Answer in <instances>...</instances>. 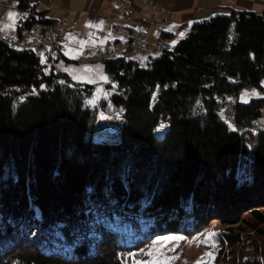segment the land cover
I'll use <instances>...</instances> for the list:
<instances>
[{
  "label": "trees",
  "instance_id": "1",
  "mask_svg": "<svg viewBox=\"0 0 264 264\" xmlns=\"http://www.w3.org/2000/svg\"><path fill=\"white\" fill-rule=\"evenodd\" d=\"M14 1L28 24L48 21ZM135 56L101 63L97 95L0 41V264H124L211 221L231 261L264 264V99L238 102L264 78V12L195 23L145 66ZM106 112L123 124L96 139Z\"/></svg>",
  "mask_w": 264,
  "mask_h": 264
},
{
  "label": "crops",
  "instance_id": "2",
  "mask_svg": "<svg viewBox=\"0 0 264 264\" xmlns=\"http://www.w3.org/2000/svg\"><path fill=\"white\" fill-rule=\"evenodd\" d=\"M43 18L52 21L66 19L68 30L64 55L55 63L63 62L70 79L78 83L92 82L101 75L102 65L94 61L98 50L123 42L127 44L140 34H145L153 44L162 36L169 48L184 38L195 23L209 20L217 15L227 16L233 11L264 12V0H151L152 4L168 10V21L160 33L150 25L153 10L140 0H27ZM14 13L9 20L8 13ZM14 0H0V31L9 33L16 29L22 16ZM102 22V23H101ZM99 25V27H97ZM183 33V36H181ZM122 54L130 55L125 47ZM84 63L78 64L76 60ZM73 69L80 76L74 77ZM76 80V81H75ZM260 99H264V78L257 86Z\"/></svg>",
  "mask_w": 264,
  "mask_h": 264
},
{
  "label": "rangeland",
  "instance_id": "3",
  "mask_svg": "<svg viewBox=\"0 0 264 264\" xmlns=\"http://www.w3.org/2000/svg\"><path fill=\"white\" fill-rule=\"evenodd\" d=\"M134 58H136V61L139 63L140 66H145L147 61L145 55L138 54ZM41 61L43 63H47V66L50 67L51 64L47 61V58L41 57ZM53 66L55 67V70L61 71L63 73H65L64 71H67L69 69L63 62H59L58 64L53 63ZM72 74L74 75V77L80 76L78 69H73ZM108 81V77L102 69L101 75H97L92 82L87 83L95 85L96 94L100 95L103 92V85ZM257 92L258 91L252 85H246L245 87H243L238 94V102L241 107L246 108V105H248L251 99H260ZM103 114H99L98 116ZM114 114H117V119H120V117L123 119L122 114ZM121 123L119 122V127ZM161 125L154 131L155 137L158 139L164 136L167 128V125H163V127H161ZM119 129L120 128L116 129L114 133L117 134ZM105 133L107 135H115L109 134L107 132ZM104 136L106 135L98 134L95 137L94 134V138L96 139ZM116 136L117 135H115V137ZM189 216L190 221L191 214H189ZM142 221V218H139L138 222L142 223ZM179 221L180 228L182 229L185 226V223H183L185 222L184 216ZM116 224L117 222L112 221L113 226H115ZM224 227H226V225L221 224L218 221H211L205 228L201 229L198 233L192 236H186L181 233H167L164 235H160L153 241H151L149 244H147L145 247L132 254L124 262V264H198V262L199 264H236L239 259L235 258L236 262H234V260L231 261L232 257L226 254V246L222 248V245L217 240L219 238V231ZM29 236L28 234H23L22 237L23 239H28ZM256 244L259 246V239L258 241H256ZM207 253H210L211 255H206Z\"/></svg>",
  "mask_w": 264,
  "mask_h": 264
},
{
  "label": "built area",
  "instance_id": "4",
  "mask_svg": "<svg viewBox=\"0 0 264 264\" xmlns=\"http://www.w3.org/2000/svg\"><path fill=\"white\" fill-rule=\"evenodd\" d=\"M140 1L143 5L152 8L153 15L150 25L162 33L168 21V10L152 4L151 0ZM67 30L66 19L28 24V15L23 13L15 30L9 33L0 31V41L11 49L30 50L40 57L58 60L64 55ZM125 47L129 49L130 55L142 54L146 57H153L171 49L162 38L150 44L147 42L145 34H140L127 44L118 42L109 48L98 50L94 61L103 63L117 59L124 60L126 55L122 54V50ZM76 63L82 64L84 61L78 59Z\"/></svg>",
  "mask_w": 264,
  "mask_h": 264
},
{
  "label": "bare ground",
  "instance_id": "5",
  "mask_svg": "<svg viewBox=\"0 0 264 264\" xmlns=\"http://www.w3.org/2000/svg\"><path fill=\"white\" fill-rule=\"evenodd\" d=\"M116 115L110 114V113H106L104 115L103 120L94 126L95 137L100 132L114 133L116 129L122 126V123H121L122 118L119 116L120 119L119 118L117 119ZM119 122L121 123L120 127H119Z\"/></svg>",
  "mask_w": 264,
  "mask_h": 264
},
{
  "label": "snow or ice",
  "instance_id": "6",
  "mask_svg": "<svg viewBox=\"0 0 264 264\" xmlns=\"http://www.w3.org/2000/svg\"><path fill=\"white\" fill-rule=\"evenodd\" d=\"M8 18H9V20H14L15 14L14 13H11V12L8 13ZM97 27H99V25H97ZM181 36H183V33H181ZM161 127H163V125H161ZM169 239H171V238H169ZM176 239H179V238H176ZM206 255H211V254L210 253H207ZM198 264H199V262H198Z\"/></svg>",
  "mask_w": 264,
  "mask_h": 264
},
{
  "label": "water",
  "instance_id": "7",
  "mask_svg": "<svg viewBox=\"0 0 264 264\" xmlns=\"http://www.w3.org/2000/svg\"><path fill=\"white\" fill-rule=\"evenodd\" d=\"M101 133H105V132H100L99 134H101Z\"/></svg>",
  "mask_w": 264,
  "mask_h": 264
}]
</instances>
